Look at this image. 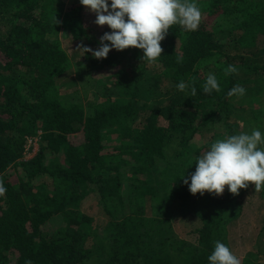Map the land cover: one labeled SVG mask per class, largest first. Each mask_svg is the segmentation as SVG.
I'll return each mask as SVG.
<instances>
[{
  "label": "trees",
  "instance_id": "trees-1",
  "mask_svg": "<svg viewBox=\"0 0 264 264\" xmlns=\"http://www.w3.org/2000/svg\"><path fill=\"white\" fill-rule=\"evenodd\" d=\"M70 2L61 12L49 0H0V264H208L215 241L229 247L226 225L253 186L201 196L180 178L211 142L261 121L251 100L264 84V0H196L197 30L172 25L152 63L135 48L85 54L96 96L84 101L61 91L71 64L55 35L99 41L95 15ZM228 65L237 71L225 75ZM209 73L220 91L203 92ZM236 84L244 95L227 96ZM89 196L100 234L84 213ZM177 219L199 223L191 240Z\"/></svg>",
  "mask_w": 264,
  "mask_h": 264
},
{
  "label": "clouds",
  "instance_id": "clouds-1",
  "mask_svg": "<svg viewBox=\"0 0 264 264\" xmlns=\"http://www.w3.org/2000/svg\"><path fill=\"white\" fill-rule=\"evenodd\" d=\"M79 4L95 15L97 26L109 29L99 38L95 49L78 46L81 56L90 53L97 60L106 58L110 50L135 48L142 51V60L152 63L161 57L160 42L172 25L195 31L201 19L196 0H79ZM236 71L233 65L224 69L225 75ZM186 87L191 95H195L196 89L191 85L186 86L182 81L176 84L180 91ZM202 89L204 93L220 91L214 73L206 76ZM244 93V87L236 84L226 95L243 96ZM194 165L190 175L184 177L183 173L180 178L192 195L199 193L202 196L207 192L219 196L225 186L229 193L236 194L238 189L249 184L259 192L264 187V135L255 128L250 133L225 135L211 142L202 155L196 156ZM5 191L0 183V196ZM207 262L240 264V259L225 243L215 241Z\"/></svg>",
  "mask_w": 264,
  "mask_h": 264
},
{
  "label": "rangeland",
  "instance_id": "rangeland-1",
  "mask_svg": "<svg viewBox=\"0 0 264 264\" xmlns=\"http://www.w3.org/2000/svg\"><path fill=\"white\" fill-rule=\"evenodd\" d=\"M52 4V8L64 12L70 5V0H49ZM96 26L95 31L92 33L95 35L97 40L104 34V31H109L107 26H97L94 21L91 24ZM56 38L59 39L61 46L70 60V71L67 75V84L61 86V91L72 93L73 90L77 89L79 92V99L84 101V94L90 99H94L96 94L92 89L87 87L85 84L87 79V69L84 63L82 53L78 51V45L72 41L71 37L67 33H62L60 30L56 33ZM264 41L260 42V46L263 47ZM88 47V46H87ZM89 48H91L89 46ZM96 48V47H95ZM65 79V80H66ZM74 85H73V84ZM264 84L257 88V97H253L251 100V108L257 111V117L261 120L254 124L264 135ZM73 86V87H72ZM88 89V91H87ZM241 128V127H240ZM255 128V129H256ZM245 132L250 133L254 128H248ZM240 132H244L242 129ZM201 145V143H199ZM29 150L24 152V160L32 158L37 151L38 144L37 138L28 140L26 149ZM262 189L257 192L253 187L249 190L248 194L243 199V205L240 215L235 220H231L226 225L228 245L231 252L237 256L240 260H246L248 263H260L264 264V191ZM97 201L93 196H89L84 203V213L90 218L93 225L96 226L94 229L97 230L96 234H100L99 228L103 226V217L99 214V208ZM172 225L175 229L176 234L180 238L185 240H191L192 235L190 231L199 227V223L193 220H172Z\"/></svg>",
  "mask_w": 264,
  "mask_h": 264
}]
</instances>
